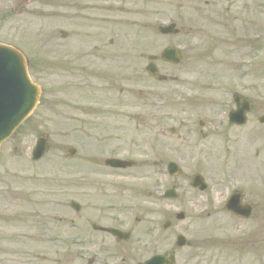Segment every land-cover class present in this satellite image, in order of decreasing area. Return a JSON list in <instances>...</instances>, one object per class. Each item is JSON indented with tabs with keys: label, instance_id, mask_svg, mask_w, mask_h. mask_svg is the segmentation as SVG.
Masks as SVG:
<instances>
[{
	"label": "rangeland",
	"instance_id": "obj_1",
	"mask_svg": "<svg viewBox=\"0 0 264 264\" xmlns=\"http://www.w3.org/2000/svg\"><path fill=\"white\" fill-rule=\"evenodd\" d=\"M169 24L178 34L158 33ZM0 43L23 53L42 90L0 148V264H73L72 227L88 238L92 196L122 193L130 205L153 182L162 193L171 160L184 185L203 173L215 209L234 191L254 206L249 264H264V0H0ZM168 46L182 58L154 62L176 78L160 83L145 66ZM233 93L250 103L243 128L226 125ZM44 135L45 155L32 163ZM111 157L135 166L103 168Z\"/></svg>",
	"mask_w": 264,
	"mask_h": 264
},
{
	"label": "flooded vegetation",
	"instance_id": "obj_2",
	"mask_svg": "<svg viewBox=\"0 0 264 264\" xmlns=\"http://www.w3.org/2000/svg\"><path fill=\"white\" fill-rule=\"evenodd\" d=\"M98 75L104 77L100 72ZM94 76L87 74L86 78ZM84 80L77 77L78 83ZM198 134L201 138V132ZM195 174L202 177L203 173L195 172L191 177ZM183 175L182 171L172 177L170 187L184 190L179 181ZM191 191L177 200H167L153 182L148 193L138 202L133 197L136 202L130 205L122 193L92 196L88 238L82 239L78 225L73 228V264H249L256 243L251 220L254 206L242 200L251 208L250 216L244 219L224 207L215 209L206 193Z\"/></svg>",
	"mask_w": 264,
	"mask_h": 264
},
{
	"label": "water",
	"instance_id": "obj_3",
	"mask_svg": "<svg viewBox=\"0 0 264 264\" xmlns=\"http://www.w3.org/2000/svg\"><path fill=\"white\" fill-rule=\"evenodd\" d=\"M162 34L176 33L173 26L160 29ZM161 59L171 63H178L180 54L177 49L170 47L165 49L161 54ZM150 74L155 73L156 69L151 65L147 67ZM164 80V77H158ZM39 88L32 84L27 74L25 59L15 49L0 44V147L7 140L19 125L31 114L40 98ZM237 110L230 114L228 119L231 123L242 126L245 122V114L248 111V104L240 96L234 97ZM264 123V117L260 120ZM45 151V140L38 139L35 147L31 152L33 161L39 160ZM106 165L116 168H125L131 166L130 163H122L117 161H105ZM172 171L173 167H169ZM176 172V171H174ZM199 182L196 178L194 186ZM204 187L201 186L200 189ZM174 198L172 192L168 193ZM75 207V206H72ZM228 209L231 212L245 214L247 207L239 206V196L231 199Z\"/></svg>",
	"mask_w": 264,
	"mask_h": 264
}]
</instances>
